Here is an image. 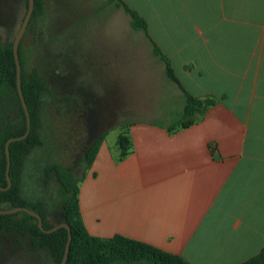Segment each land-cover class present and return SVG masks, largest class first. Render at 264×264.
Masks as SVG:
<instances>
[{
	"label": "crops",
	"instance_id": "0c3cea01",
	"mask_svg": "<svg viewBox=\"0 0 264 264\" xmlns=\"http://www.w3.org/2000/svg\"><path fill=\"white\" fill-rule=\"evenodd\" d=\"M122 2L182 88L216 104L187 129L129 125L124 159L103 143L79 185L83 222L188 264H243L264 248V0Z\"/></svg>",
	"mask_w": 264,
	"mask_h": 264
},
{
	"label": "rangeland",
	"instance_id": "374dc122",
	"mask_svg": "<svg viewBox=\"0 0 264 264\" xmlns=\"http://www.w3.org/2000/svg\"><path fill=\"white\" fill-rule=\"evenodd\" d=\"M27 9L25 0H0L4 43L14 42ZM21 41L27 72H37L50 95L40 121L47 144L26 158L22 195L42 200L58 219L65 196L54 166L81 177L88 170L83 154L90 137L107 134L102 144L117 150L120 135L133 123L175 122L182 99L149 43L110 0H44ZM0 264L54 262L47 251L30 250L28 237L13 233L0 236Z\"/></svg>",
	"mask_w": 264,
	"mask_h": 264
},
{
	"label": "trees",
	"instance_id": "16d2710c",
	"mask_svg": "<svg viewBox=\"0 0 264 264\" xmlns=\"http://www.w3.org/2000/svg\"><path fill=\"white\" fill-rule=\"evenodd\" d=\"M25 1L28 3V0ZM110 1L118 8H123L131 17L130 25L133 30L142 31L150 38L147 23L143 18L131 11L122 0ZM43 2L44 0H35V10L31 21L41 15ZM152 44L153 54L164 64L167 78L181 89L184 97L180 118L168 125L167 128L169 131L190 128L199 122L216 102L211 98H196L186 92L179 83L167 56L155 43ZM19 58L22 68V90L31 115L32 127L25 140L10 144L9 176L12 186L6 191L0 190V209L29 208L42 217L43 228L51 230L53 226L48 219L50 214L45 209V202L39 199L32 201L22 195V174L26 158L32 150L40 149L47 144L40 130V121L43 118L42 110L45 101L50 95H46L47 85L37 72H27L22 41L19 47ZM50 108L52 109L53 106L50 105ZM26 130V115L17 89L13 43H4L0 38V187L2 188L8 187L6 143L11 138L22 137ZM106 135L104 134L96 140H91L90 137L87 149L83 154L86 169L91 168ZM118 146L120 159H124L131 148L127 130L120 135ZM53 169L61 192L65 196L60 206L59 223H66L72 231V243L67 264H188L177 255L121 235L108 239L92 236L83 222L79 206V185L83 181L85 173L81 177H76L72 168L54 166ZM13 233L28 237L30 250L34 252L47 251L54 264H61L68 241L67 229L61 228L52 233H45L39 228L37 219L25 212L0 215V236ZM243 264H264V248L259 255Z\"/></svg>",
	"mask_w": 264,
	"mask_h": 264
},
{
	"label": "water",
	"instance_id": "95a60500",
	"mask_svg": "<svg viewBox=\"0 0 264 264\" xmlns=\"http://www.w3.org/2000/svg\"><path fill=\"white\" fill-rule=\"evenodd\" d=\"M34 10H35V0H28V9H27L26 16H25L24 21H23V23L19 29V32L15 36V40L13 42L14 59H15L16 69H17V89H18V93H19L20 100L22 103V107H23L25 115H26L27 130H26V133L22 137L11 138L6 143V147H5L6 156H7L6 175H7V180H8V187L7 188L0 187V190H2V191H6L9 188H11V186H12V181H11L10 176H9L10 175V167H11V157H10V150H9L10 144L13 142L25 140L29 136L30 131H31V127H32L31 115H30L27 103H26L25 98H24L23 90H22V79H21L22 68H21V63H20V58H19V47H20V43H21L23 34H24L29 22L31 21ZM20 212H25V213L31 215L32 217L36 218L38 221L39 228L45 233H52V232H55L61 228L67 229L68 241H67V245H66V249H65V255H64L63 260L61 262V264H67L69 252H70V247H71V243H72V231H71V228L69 227V225H67L66 223H59L55 217L50 216V217H48V219L50 221V224L53 225V228L51 230H45L43 228L42 217L38 213L34 212L33 210H31L29 208L18 207V208H13V209H9V210L0 209V215H13V214L20 213Z\"/></svg>",
	"mask_w": 264,
	"mask_h": 264
},
{
	"label": "flooded vegetation",
	"instance_id": "af4514ba",
	"mask_svg": "<svg viewBox=\"0 0 264 264\" xmlns=\"http://www.w3.org/2000/svg\"><path fill=\"white\" fill-rule=\"evenodd\" d=\"M48 217H50V216H48ZM56 218V217H55ZM57 219V218H56ZM57 221L59 222V219H57ZM53 226V225H52Z\"/></svg>",
	"mask_w": 264,
	"mask_h": 264
}]
</instances>
